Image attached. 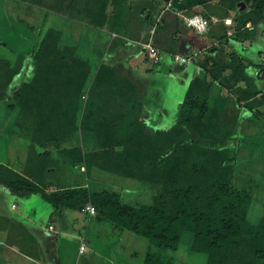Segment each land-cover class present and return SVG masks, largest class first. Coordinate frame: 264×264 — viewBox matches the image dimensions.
<instances>
[{"label":"trees","instance_id":"obj_1","mask_svg":"<svg viewBox=\"0 0 264 264\" xmlns=\"http://www.w3.org/2000/svg\"><path fill=\"white\" fill-rule=\"evenodd\" d=\"M166 1L150 20L154 33L149 39L162 56L165 52L173 59L186 45L190 55L184 56L191 58L189 63L198 62L199 73L175 124L162 127L147 124L146 92L133 66L124 62L138 46L122 38L125 24L117 12L100 18L89 0L93 14H77L98 26L109 22L112 31L121 33L112 40L126 44L125 54L120 47L110 49L97 64L86 58L87 50L70 45L60 28L48 29L29 54L20 53L15 61L2 54L0 37V124L5 130L16 124L33 142L24 175L4 165L0 182L14 193L40 192L60 210H81L92 201L103 217L148 239L143 264H176L166 253L178 250L183 241L187 251L204 255L207 264H264V216L253 219L254 195L233 183L237 157L230 146L232 131L223 125L230 112L228 121L242 109L253 121L264 119L259 75L248 76L253 61L236 48L250 41L262 54L264 0ZM75 3L70 0L67 9ZM231 10L236 15L228 25ZM196 14L209 20L207 32L185 23L184 16ZM145 42L141 50L156 68L162 58L154 63ZM254 66L264 72V62ZM61 156L70 159L72 168L81 165L89 172L98 167L132 179L138 193L124 199L112 189L78 185L46 194L38 174L54 169Z\"/></svg>","mask_w":264,"mask_h":264},{"label":"crops","instance_id":"obj_2","mask_svg":"<svg viewBox=\"0 0 264 264\" xmlns=\"http://www.w3.org/2000/svg\"><path fill=\"white\" fill-rule=\"evenodd\" d=\"M69 1L41 0V3L34 2L30 4L33 9L39 8L48 15L53 14V20L49 21L48 27L60 28L66 41L70 45L77 46L81 52L84 49L87 50L89 57L86 58H90L92 63L96 64L103 61L106 52L110 49L120 47V53L125 54L127 51L125 49L126 44L123 46V42L121 43L120 40L117 43L112 40L118 33H121L112 31L109 22H106L103 26H98L80 18L79 15L86 17L93 14L90 8L92 4L97 5V8H99L98 16L100 18L104 13L110 16L117 12L122 23L125 24V28L121 31L124 33L121 35L122 38H129L138 46L132 55L124 59V62L127 66H133V70L137 72L136 78L146 92L143 93L147 100L145 106L151 112L147 124H150L153 128L158 127L156 124H175L177 115L168 121L164 120L166 118L164 117L165 103L160 102L163 91L155 90L153 86H155L157 78L175 80L178 87L184 86V92L185 87L190 86L192 80L199 73L197 69L198 62L193 60L185 64L177 63L170 54L164 52L161 63L156 68H151V64L141 50L142 42L149 39L152 30L150 20L158 15V12L166 5L167 1L93 0V3L89 4V0H71V3L77 1L71 10L67 9ZM218 1L214 0L215 3H218ZM242 8H245L244 4H242ZM213 9L217 11L216 5L212 7ZM239 10L241 9L239 8ZM77 14L79 15L77 16ZM235 15L236 11L231 10L230 16L226 17L225 21L229 19L233 21ZM212 20L217 22L219 20L218 16L213 14ZM227 24L231 25V23ZM127 32L129 35H126ZM262 40V47H264V34ZM214 44L218 45L217 42ZM225 48L231 50L233 46L226 44ZM236 48L243 51L254 62L253 65H251L253 62L249 64L248 76L255 78L256 75H259L257 85L264 90V72L258 66L261 62H264V50L262 54L258 55L256 46L250 41L243 44L237 43ZM178 54L190 55L188 47L186 45L182 47L181 52ZM194 55L197 57L199 53ZM255 64L258 67L255 68ZM148 76H151L152 80H149ZM260 78H263V80L259 81ZM186 93L180 94L183 97L177 103L178 111L186 97ZM222 93L226 94L227 90ZM215 95L220 97V93ZM261 111L264 113V106ZM7 126H11L14 134L24 136L20 145L24 146L25 156L18 160L7 154L8 152L4 153L0 150L7 158L0 157V174L4 173V165L15 172L23 174L29 152L33 149V142L30 137L20 132V128L19 130L16 129L17 125L8 124ZM4 127L2 124L0 128L2 132L10 131V129L5 130ZM11 141L12 145L19 146L17 141ZM14 162H18L20 167L12 165ZM53 165L55 166V163ZM53 168L49 167V169H45L38 174L43 179L39 186L44 188L46 194L61 188H72L78 185L92 189V191L109 189V187L114 186L112 190L120 193L123 198L124 195L126 196L123 193L126 187L131 189V197L138 193L136 182L132 179L131 181L120 180L117 183L109 181L105 174L97 172L101 170L98 167L92 168L89 172L81 165L75 168L71 167L72 175L62 184L55 177L58 169ZM25 176L31 178L26 174ZM88 204L94 205L92 201L86 205ZM51 227L53 228L51 229ZM131 235L136 234L106 219L98 209L94 214L89 211H82V209L60 210L52 206L50 202L42 197L40 192L14 193L0 182V264H143L150 243L143 238L142 251H128L125 241L135 239V236Z\"/></svg>","mask_w":264,"mask_h":264},{"label":"rangeland","instance_id":"obj_3","mask_svg":"<svg viewBox=\"0 0 264 264\" xmlns=\"http://www.w3.org/2000/svg\"><path fill=\"white\" fill-rule=\"evenodd\" d=\"M34 2L35 0H0V37L4 45L2 54L13 61H15L17 56H21V54H29L42 35L50 29L48 23L53 20V14L48 15V13L39 10V8L33 9L30 3ZM37 3L39 2L37 1ZM239 8L243 9L242 6ZM133 75L137 77L135 70L133 71ZM148 79L152 80L151 76H148ZM183 87L182 85L178 87L175 80L157 78V82L153 88L163 91L160 102L165 103V121L176 117L178 114L177 103L183 97L180 94L187 92V95L190 88L186 86L183 92ZM218 99L220 102L223 101L221 98ZM153 109L156 111L154 107ZM232 109L234 110L235 108L232 107ZM230 115L232 116L231 112L223 125L224 127H229L232 131V139H230V143L232 144L230 146L236 152L237 157L234 163L233 183L235 187L249 190L254 195L251 215L254 220H257L259 217L264 216V119H255L253 121L252 118L247 117L245 109L240 111L238 117H235V119L233 117L234 121L233 119L228 121ZM12 125L15 126L16 124ZM156 125L162 127L167 124ZM1 126L2 124H0V128ZM9 127L10 131L8 132L0 130V150L4 153L8 152L7 154L19 160L25 156L24 146L20 145L24 136L14 134L11 126ZM4 129L7 128L4 127ZM16 129L19 130V127L16 126ZM11 140L17 141L19 146L12 145ZM1 154V158L7 159L5 155L2 154V156ZM59 159H57L54 166L58 169L55 177L62 184L72 175L71 161L68 157L61 156ZM12 165L20 167L18 162H14ZM97 172L105 174L109 178V181L115 183L120 180L131 181V179H125L103 170H98ZM112 188L114 189V186L109 187V189ZM123 193L126 194V196L124 195V199L131 197L130 188L126 187ZM131 236H135V239L125 241L127 250L142 251V242L145 238L139 235ZM187 248L185 241H183L178 250H170L166 255L172 258L176 264H207L204 255L191 254L187 251Z\"/></svg>","mask_w":264,"mask_h":264},{"label":"built area","instance_id":"obj_4","mask_svg":"<svg viewBox=\"0 0 264 264\" xmlns=\"http://www.w3.org/2000/svg\"><path fill=\"white\" fill-rule=\"evenodd\" d=\"M184 19H185V23L187 24L188 27L195 28L199 33L207 32L209 29L208 19L205 18L204 16L200 15V14H196L193 16H184ZM231 22L232 21L230 19L226 20V23H231ZM153 33H154V29L151 30V34H153ZM144 46L147 48L149 56L152 59V61L154 63H158L162 58V52L159 48H157L153 45L151 37L149 40H147L144 43ZM174 61L177 63L185 64V63L191 61V58L186 57L182 54H175L174 55ZM82 211H89L90 213L94 214V213H96V207L92 204H88L82 209ZM52 228L53 227H51V229Z\"/></svg>","mask_w":264,"mask_h":264},{"label":"bare ground","instance_id":"obj_5","mask_svg":"<svg viewBox=\"0 0 264 264\" xmlns=\"http://www.w3.org/2000/svg\"><path fill=\"white\" fill-rule=\"evenodd\" d=\"M245 9V8H244Z\"/></svg>","mask_w":264,"mask_h":264}]
</instances>
